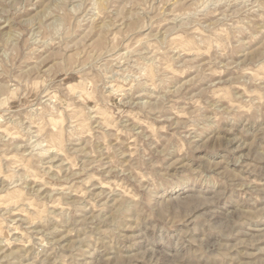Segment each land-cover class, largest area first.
<instances>
[{
  "label": "clouds",
  "instance_id": "obj_1",
  "mask_svg": "<svg viewBox=\"0 0 264 264\" xmlns=\"http://www.w3.org/2000/svg\"><path fill=\"white\" fill-rule=\"evenodd\" d=\"M0 264H264V0H0Z\"/></svg>",
  "mask_w": 264,
  "mask_h": 264
}]
</instances>
